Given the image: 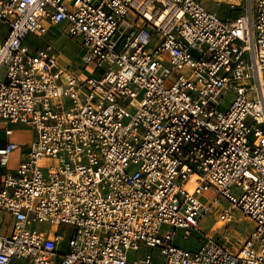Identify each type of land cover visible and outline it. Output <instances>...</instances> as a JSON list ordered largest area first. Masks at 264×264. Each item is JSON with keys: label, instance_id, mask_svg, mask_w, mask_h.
<instances>
[{"label": "built area", "instance_id": "built-area-1", "mask_svg": "<svg viewBox=\"0 0 264 264\" xmlns=\"http://www.w3.org/2000/svg\"><path fill=\"white\" fill-rule=\"evenodd\" d=\"M2 26L0 119L35 136L0 143V264H264V0L236 18L202 0H0ZM52 27L96 69L27 45ZM237 211L254 228L236 248L203 231L216 213L231 238Z\"/></svg>", "mask_w": 264, "mask_h": 264}, {"label": "rangeland", "instance_id": "rangeland-1", "mask_svg": "<svg viewBox=\"0 0 264 264\" xmlns=\"http://www.w3.org/2000/svg\"><path fill=\"white\" fill-rule=\"evenodd\" d=\"M203 4L210 9L213 12L218 13L223 18H236L240 14H242L245 11L247 0H202ZM130 20H133L132 18H129ZM8 33V29L5 26H2L0 28V34L2 36H6ZM1 36V37H2ZM0 37V38H1ZM51 39L54 40V49L56 53H60L63 55L64 58L70 60L72 64H66L64 62V59H62L59 63L62 66L68 67V65H71L72 69L75 70H86L91 71L96 69L95 64H90L88 66L85 65V63L81 60V55L83 54L80 46V42L78 40H70L67 37H64L62 33H59V30H56L55 34L50 32L46 38H37L34 36H29L26 43L29 46H33L35 43L36 45L40 47L46 46V42L50 41ZM45 43V44H44ZM66 61V60H65ZM140 99H135L133 101V105L136 106ZM12 128L16 135L21 136V138H24L25 141L28 139H31L33 136H35V131L33 129H30L28 127H25L23 125H17V126H7L5 122H3L0 119V140H3L5 138V129ZM23 136V137H22ZM15 165V160L12 158L10 162V167ZM214 196V193L211 192L209 194V198ZM236 219H240L239 223L234 224L235 229V236L237 239L242 240L247 237V234L252 232L254 226L253 222H251L249 219H247L244 214L241 211L236 212ZM216 224L219 225V222L216 218V213L211 214L207 217L206 221L202 224V228L204 232L208 233H214L217 234L221 229L217 228ZM221 226V225H219ZM44 228L49 227L48 225H44ZM66 232H70V229L66 226L64 228ZM169 227H164L163 230H168ZM6 233H9V231ZM184 231L179 230L177 231V243L188 250H195L199 247L201 244L199 240V234L193 233V235L190 237L189 240L183 239ZM235 243V241H233ZM150 252V251H149Z\"/></svg>", "mask_w": 264, "mask_h": 264}, {"label": "crops", "instance_id": "crops-1", "mask_svg": "<svg viewBox=\"0 0 264 264\" xmlns=\"http://www.w3.org/2000/svg\"><path fill=\"white\" fill-rule=\"evenodd\" d=\"M56 30H58V29L52 27V28H50L49 33L52 32L53 34H55ZM49 33H48V34H49ZM42 38H46V36H44V37H42ZM42 38H40V39H42ZM70 40H71V39H70ZM44 44H45V43H44ZM49 44H51V45L54 47V45H55L54 40L51 39L50 41L46 42V46H44V47H40V46L36 45L35 43H34L33 46H31V47H36V48H46L47 45H49ZM81 50H82V49H81ZM80 58H81V57H80ZM60 59H61V60L64 59V62H66V64H72V62H71L70 60L64 58L63 55H61V54H60ZM65 60H66V61H65ZM68 66H71V65H68ZM22 137H23V136H22ZM5 138H6V137H5ZM5 138H4L3 140H0V143L3 144L4 141H5ZM15 139H16V141H18V142H20V143L25 142V139H24V138H21V136H19V135H15ZM12 158H14V160H15V165L12 166L11 169L15 168V167L18 165V163H19V162L21 161V159H22V155H21L20 152H16V153L13 155ZM206 219H207V218H205L204 221H206ZM204 221H203V223H204ZM216 226H217V228L221 229V231H219L217 234H214V233L212 234L211 232H210V233L207 232V233L210 234V235H212V236H216V237H221V238H223L224 241H225V243L228 244L231 248H236L239 244H241V242H243L244 239L239 240V239L236 238L234 227L231 228L232 231L234 230V232H232L231 238H228L227 236H225L226 231L224 232V228L221 227V226H219L218 224H216ZM42 227H43V226H42ZM233 241H235V243H233Z\"/></svg>", "mask_w": 264, "mask_h": 264}, {"label": "bare ground", "instance_id": "bare-ground-1", "mask_svg": "<svg viewBox=\"0 0 264 264\" xmlns=\"http://www.w3.org/2000/svg\"><path fill=\"white\" fill-rule=\"evenodd\" d=\"M217 1V0H216Z\"/></svg>", "mask_w": 264, "mask_h": 264}]
</instances>
